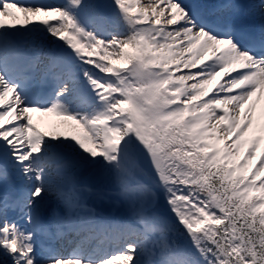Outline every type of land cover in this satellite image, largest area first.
<instances>
[{
  "label": "snow or ice",
  "instance_id": "1",
  "mask_svg": "<svg viewBox=\"0 0 264 264\" xmlns=\"http://www.w3.org/2000/svg\"><path fill=\"white\" fill-rule=\"evenodd\" d=\"M245 14L264 0H0V264H264V25Z\"/></svg>",
  "mask_w": 264,
  "mask_h": 264
},
{
  "label": "bare ground",
  "instance_id": "2",
  "mask_svg": "<svg viewBox=\"0 0 264 264\" xmlns=\"http://www.w3.org/2000/svg\"><path fill=\"white\" fill-rule=\"evenodd\" d=\"M246 1H247V3L249 2V0H246ZM22 2H29L30 3V2H33V0H22ZM39 2L57 4V3H60L61 0H39ZM249 12H250V10H249ZM256 16H258L259 20L264 23V19H262L258 14H256ZM242 21H247V17L246 16L243 17L242 18ZM47 118H50L51 121H52V123L56 127H58L57 128L58 131H60L63 134L67 133V131L71 129V127L68 124L62 122L60 120V118L57 117V116H54V115H51V114H49V115H41L39 113H34L33 114L34 123H36L39 126V128H40L41 131H42L43 128L40 127L42 125L41 122H40V120L41 119L47 120ZM120 210H123V209L118 208V207H115L113 205H107V204H105V205H99L98 206V211H99L100 214L101 213L106 214L105 212H107V213H109V212H116V213H118Z\"/></svg>",
  "mask_w": 264,
  "mask_h": 264
},
{
  "label": "rangeland",
  "instance_id": "3",
  "mask_svg": "<svg viewBox=\"0 0 264 264\" xmlns=\"http://www.w3.org/2000/svg\"><path fill=\"white\" fill-rule=\"evenodd\" d=\"M144 0H141V3H143ZM49 120V119H48ZM48 120H43L41 119L40 122H41V126L43 128V131H46V132H55V133H61L60 131H58V127H56L52 121H48ZM71 130V131H70ZM67 131V133H65L64 135H71L73 134L72 132V129H70ZM70 133V134H69Z\"/></svg>",
  "mask_w": 264,
  "mask_h": 264
}]
</instances>
